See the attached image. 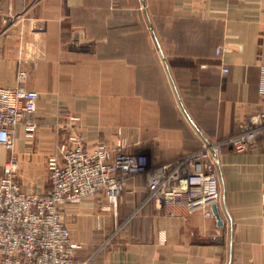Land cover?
<instances>
[{
  "label": "crops",
  "instance_id": "0c3cea01",
  "mask_svg": "<svg viewBox=\"0 0 264 264\" xmlns=\"http://www.w3.org/2000/svg\"><path fill=\"white\" fill-rule=\"evenodd\" d=\"M263 67L264 0H0V87L26 69L40 94L37 134L20 125L15 143L17 179L39 193L73 129L112 145L122 128L146 169L238 133L263 106ZM8 154L0 145V175ZM218 177L221 225L212 206L166 213L145 171L117 206L103 194L65 203L78 253H96L94 264H264V142L225 147Z\"/></svg>",
  "mask_w": 264,
  "mask_h": 264
},
{
  "label": "built area",
  "instance_id": "2783aa9c",
  "mask_svg": "<svg viewBox=\"0 0 264 264\" xmlns=\"http://www.w3.org/2000/svg\"><path fill=\"white\" fill-rule=\"evenodd\" d=\"M28 74L22 69L16 86L0 87V145L9 151L0 175V264H94L96 253L86 257L78 253L80 245L73 241L64 215L65 203L77 204L90 195L103 194L108 208L117 206L127 180L145 171L149 199L169 215L177 214L180 205L189 211L209 207L221 197L218 169L224 148L242 152L264 142L263 67V106L247 116L238 133L205 141L173 160L146 169L128 150L130 139L122 128L112 145L105 141L87 145L84 134L73 129L47 158L50 187L39 193L17 179L18 127L23 126L27 138H33L39 127L36 113L40 94L27 87ZM70 118L79 120L77 115ZM121 228L116 227L101 248Z\"/></svg>",
  "mask_w": 264,
  "mask_h": 264
},
{
  "label": "water",
  "instance_id": "95a60500",
  "mask_svg": "<svg viewBox=\"0 0 264 264\" xmlns=\"http://www.w3.org/2000/svg\"><path fill=\"white\" fill-rule=\"evenodd\" d=\"M212 209H213V211H214V213H215V215H216V217L218 219V223L221 225L223 222H222V219H221V215L219 213L218 204L217 203L213 204L212 205Z\"/></svg>",
  "mask_w": 264,
  "mask_h": 264
}]
</instances>
